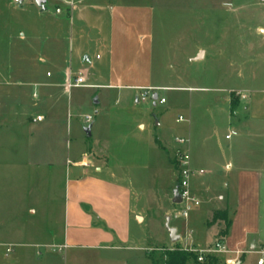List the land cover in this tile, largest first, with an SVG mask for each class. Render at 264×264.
Listing matches in <instances>:
<instances>
[{
    "label": "rangeland",
    "instance_id": "obj_1",
    "mask_svg": "<svg viewBox=\"0 0 264 264\" xmlns=\"http://www.w3.org/2000/svg\"><path fill=\"white\" fill-rule=\"evenodd\" d=\"M127 1L150 5L154 11L153 80L193 90L158 89L148 94L146 102L135 103L132 97L120 102L102 87L84 86L67 92L66 87L59 86L51 91L54 97H49L45 88L33 83L60 77L49 59L51 42L32 39L30 31L46 34L51 28L68 37V44L74 18L71 21L66 10L60 16L56 14L57 0H47L46 10L36 0H25L23 4L0 0V63H11L17 69L10 83L0 84V113L12 111V115L0 114V264H22L24 260L20 263L16 258L21 249L48 251L56 255V264H62L63 252L57 246L38 249L29 244L47 243L51 238L50 228L55 233L62 232L68 179L66 144L77 145L79 153L87 150L90 140L85 129L89 124L84 122V117L95 118L97 102L105 94L107 102H101L100 106L113 122L111 138L114 137L115 144L108 150L109 157L123 166L126 174L123 187L129 189L133 205L143 210L144 223L133 222L132 228L144 232L147 255L180 243V240L171 242V228L182 237L185 246L180 245L186 250L199 244L194 241L196 233L187 229V220L175 216L181 205L172 203V192L178 180L183 148L174 138L186 136L190 130L192 166L205 170L203 175L192 177L191 186L201 187L212 176L205 163L203 146L209 145L213 157H218L221 146L237 139V136L225 139V119L231 110L226 98L229 96L230 103L239 101L237 93L231 91H243L246 98L241 99V111L245 112L246 107L252 119H258V105L264 104V35H258L257 28H264V3L261 0ZM8 32L12 33L11 38ZM199 47L207 52L206 58L191 63L189 57ZM71 63L67 52L66 66L73 64L75 74L89 68L85 84L95 83L91 79L95 60L92 59L93 67L86 63L83 69ZM144 64L148 66V62ZM131 92L134 97L143 91ZM155 93L166 102H154ZM38 115L45 116V121L34 122L29 118ZM180 116L187 121L177 122ZM68 123L73 128L69 136ZM140 123L147 125V131L139 129ZM209 133L213 134L212 138L203 144ZM162 134H166L170 146L177 145L174 151L161 147ZM216 190L226 192L223 187ZM31 209L37 210L36 216L32 217ZM45 210L55 216L53 223L43 217ZM219 223L221 232L225 222ZM220 232L210 246L223 239ZM9 243L14 248L6 255ZM226 248L229 254L235 250L229 244ZM218 256L220 264H228L224 255ZM259 257L264 259V255L247 251L244 264H257ZM149 262L148 258L146 264ZM24 264L30 263L24 261Z\"/></svg>",
    "mask_w": 264,
    "mask_h": 264
},
{
    "label": "crops",
    "instance_id": "obj_2",
    "mask_svg": "<svg viewBox=\"0 0 264 264\" xmlns=\"http://www.w3.org/2000/svg\"><path fill=\"white\" fill-rule=\"evenodd\" d=\"M10 1L14 3L13 0ZM57 2V15L60 16L66 10L71 21L74 18L71 41L67 44L68 37L59 31L56 33V30L51 28L46 34L30 31L32 39L43 38L51 42L49 59L60 77L33 83L34 86L45 88L49 97H54L51 91L59 86L66 87L67 92L84 86L102 87L111 91L120 102L123 98L132 97L135 103L141 102L142 92L134 97L131 92L137 89L193 90L168 86L153 80L155 18L150 5L130 3L127 0H57ZM47 3V0H44L42 10L47 9ZM67 4H70V7H66ZM257 34L263 36L264 28L258 26ZM8 36L11 38L12 33L8 32ZM21 38H25L24 34H21ZM67 52L70 61L75 62L78 69L86 63L93 67L92 59L95 60V72L91 78L94 84L68 87V82L79 74L85 75L87 80L89 68H82L83 70L78 73H73L74 65L71 63L72 67L66 66ZM206 55L207 52L199 47L189 60L191 63H197L205 59ZM146 62L148 66L144 64ZM0 64V84L10 83V79L16 76L17 69L13 68L11 63ZM231 92L237 93L239 101L237 108L227 113L225 139L230 140L233 136H237V139L233 143L221 146L218 157H213L209 145L203 146L206 151L205 163L212 176L206 183L201 184V187H192L201 204L194 214L191 215V212L195 208L183 219L187 220V229L197 235L194 241H198L199 244L196 247H207L214 242L221 228L220 220L210 224L214 211L227 209L231 226L222 241L235 250L224 256L226 261L244 264L247 251L264 255V104L261 102L258 105L260 110L255 121L246 112L248 108L245 107V112L241 111V99L246 98L243 91ZM107 98L105 94L102 100H98V110H95V118H92L90 123H87L85 118L90 115L84 117V122L91 126V136L86 135L90 140L87 150L79 153L77 145L71 142L66 144L65 166L68 179L62 212V232L55 233L53 228H50L48 233L51 238L47 243L29 244L38 249L42 246L54 249L57 246L58 251L63 252L62 264H146L148 259L144 232L140 233L138 229L136 231L132 228L133 222H137V225L144 223L143 210L133 205L129 189L123 187L126 176L123 166L109 157L108 150L115 145L114 137L111 138L113 122L108 117V112L100 106L101 102L104 104L107 102ZM226 101L231 104L229 96ZM3 113L12 115V111H2L0 114ZM29 118L31 121L41 123L46 119L43 115ZM157 125L161 126V121ZM139 129L145 132L147 125L140 123ZM66 131L67 136L73 132L71 123L67 124ZM232 131H236L237 134L227 139L226 136ZM212 136L213 134H207L203 144ZM176 137L189 139V145L180 147L187 149L190 154L192 149L190 130L186 136ZM161 140L163 142L159 141L160 145L166 151H174L177 147L170 146L166 134H162ZM193 168L204 170L203 167ZM219 187H223L226 192H217L216 188ZM219 196L223 198L219 199ZM30 212L32 217L37 215L36 209H31ZM43 215L45 219L54 222L55 216L51 211L46 213L45 210ZM178 236L180 244L185 246L182 237ZM6 245L7 248H14L12 243ZM246 248L247 250H244ZM16 258L19 262L24 260L30 264H56L57 259L56 255L48 251L30 249H21ZM260 258L262 257L258 260Z\"/></svg>",
    "mask_w": 264,
    "mask_h": 264
},
{
    "label": "built area",
    "instance_id": "obj_3",
    "mask_svg": "<svg viewBox=\"0 0 264 264\" xmlns=\"http://www.w3.org/2000/svg\"><path fill=\"white\" fill-rule=\"evenodd\" d=\"M25 0H13L15 4H22ZM262 3H264V0H261ZM85 75L79 74L77 77H75L73 80L71 79L68 82V87H79L85 85ZM142 93L140 94V101L146 102L147 96L150 94L151 91H154L153 88H144L142 89ZM154 95V94H153ZM153 98V96H152ZM159 102L161 104L165 103V98L158 97ZM86 122L90 123L92 120L91 116H86ZM185 121V118L180 116L177 119V122ZM236 131H232L229 135L226 136L227 139H229L231 136L236 135ZM175 141L178 145L187 146L189 145V139L185 137H176ZM180 158V168H179V185L178 188V194L181 199V208L177 210L176 212V218H187L190 215V212L196 208L199 207L201 204V200L193 193L192 186H191V179L195 175H203L205 171L203 169H194L191 163L190 154L189 151L185 148H183V151L180 152L179 155ZM222 196H219V199H222ZM188 251L194 252L198 256V261L203 262L205 260V257L207 255H224L227 254L229 251L226 248V245L221 239L216 240V242L208 247V248H194V249H187ZM6 255L11 252V247H8L6 250ZM228 264H235V261L227 260ZM258 264H264V259L260 258L258 260Z\"/></svg>",
    "mask_w": 264,
    "mask_h": 264
},
{
    "label": "trees",
    "instance_id": "obj_4",
    "mask_svg": "<svg viewBox=\"0 0 264 264\" xmlns=\"http://www.w3.org/2000/svg\"><path fill=\"white\" fill-rule=\"evenodd\" d=\"M238 106V100H232L231 111L235 110ZM179 185V175L176 183ZM221 220L225 222V228L220 233L225 236L231 226V220L228 210H215L213 213L210 224ZM148 258L152 264H220L221 257L218 255H207L203 262L198 261V256L194 252L187 251L180 243H176L173 248L161 249L159 253L152 251L148 253Z\"/></svg>",
    "mask_w": 264,
    "mask_h": 264
},
{
    "label": "water",
    "instance_id": "obj_5",
    "mask_svg": "<svg viewBox=\"0 0 264 264\" xmlns=\"http://www.w3.org/2000/svg\"><path fill=\"white\" fill-rule=\"evenodd\" d=\"M43 2H44V0H37V4L39 5V6H41V7H43ZM157 99H158V95L157 94H154L153 95V100H154V102H156L157 101ZM85 131H86V135H87V137H90L91 136V126H88L86 129H85ZM172 203H174V204H179V203H181V199H180V197H179V194H178V188L177 187H175L174 189H173V192H172ZM170 230V240H171V242H173V243H176V242H178V240H179V236L178 235H176L175 233H176V229H173V228H171V229H169Z\"/></svg>",
    "mask_w": 264,
    "mask_h": 264
}]
</instances>
